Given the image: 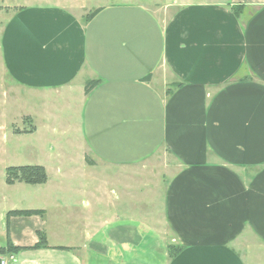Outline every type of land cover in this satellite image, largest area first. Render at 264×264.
<instances>
[{
    "label": "crops",
    "instance_id": "0c3cea01",
    "mask_svg": "<svg viewBox=\"0 0 264 264\" xmlns=\"http://www.w3.org/2000/svg\"><path fill=\"white\" fill-rule=\"evenodd\" d=\"M89 1L19 5L3 27L9 76L74 109L82 148L52 193L0 209V247L23 248L0 264H264V0H176L163 16L167 4ZM155 157L170 177L151 232L103 203L96 168ZM28 209L43 213L7 215ZM167 237L179 249L164 262Z\"/></svg>",
    "mask_w": 264,
    "mask_h": 264
},
{
    "label": "rangeland",
    "instance_id": "374dc122",
    "mask_svg": "<svg viewBox=\"0 0 264 264\" xmlns=\"http://www.w3.org/2000/svg\"><path fill=\"white\" fill-rule=\"evenodd\" d=\"M47 1L59 0H0V209L9 205L27 206L29 201L33 203L32 199L38 197L39 200L43 193H52L59 182V167H69L71 162L77 165L79 149L82 148L76 141L75 133L71 132V126L67 128L68 123L77 122V112L74 109H66L62 99H54V96L46 99L41 93L27 92L20 88L3 65L1 37L3 27L13 13V9L19 5ZM119 1L124 0H90L89 5L96 7ZM132 1L146 4L154 9L167 4V8L161 14L163 16L172 12L176 0ZM75 11L81 13L79 9ZM31 117L37 130L33 133H25L24 131L30 130L33 126ZM163 162V157H155L147 164L129 168L127 173L123 171L120 173L111 167L106 169L103 168V164H98L96 168L98 184L109 190L108 194L101 191L103 203L108 198L117 199V203H114L117 212L124 211L131 223L140 219L144 227L145 224L150 227H147V231L154 232L156 229L152 227V222L145 223V218L149 216L163 219V196L170 177L162 175ZM35 164L46 168L50 178L46 187L19 181L14 184L6 182L8 167ZM122 200L125 201L123 207L120 205ZM101 209L109 212L106 206ZM66 225L71 226L73 230V224L68 222ZM144 227H141V231L145 230ZM150 242L149 239H145L147 249L150 247ZM163 243H169L167 246L169 253L163 256V261L166 262L179 249V245L169 237L163 240ZM136 257L129 256L130 264H135ZM146 258V264H150L148 254Z\"/></svg>",
    "mask_w": 264,
    "mask_h": 264
},
{
    "label": "trees",
    "instance_id": "16d2710c",
    "mask_svg": "<svg viewBox=\"0 0 264 264\" xmlns=\"http://www.w3.org/2000/svg\"><path fill=\"white\" fill-rule=\"evenodd\" d=\"M102 8H97L91 12L88 16L89 19L93 18ZM235 9V8H234ZM100 79H91L85 85V93H90L99 83ZM31 120V118H30ZM35 126H32L30 130L24 131L25 133H31L35 131ZM88 160V158H87ZM89 161V160H88ZM48 180V174L45 166L43 165H19V166H10L7 169V178L6 182L8 184H14L16 181L24 182L30 185H38L46 183ZM43 213V210L28 209V210H11L8 212L10 215H31V214H40ZM45 236L41 234V238L38 243H36L32 248L40 247L46 242ZM23 249L22 247L15 246L10 240H8L6 246L0 247V254H5L7 252H17ZM176 253V251H175Z\"/></svg>",
    "mask_w": 264,
    "mask_h": 264
},
{
    "label": "built area",
    "instance_id": "2783aa9c",
    "mask_svg": "<svg viewBox=\"0 0 264 264\" xmlns=\"http://www.w3.org/2000/svg\"><path fill=\"white\" fill-rule=\"evenodd\" d=\"M1 264H6V262L2 260V261H1Z\"/></svg>",
    "mask_w": 264,
    "mask_h": 264
}]
</instances>
